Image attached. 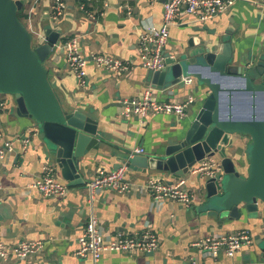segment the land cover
I'll return each mask as SVG.
<instances>
[{"label": "crops", "instance_id": "crops-1", "mask_svg": "<svg viewBox=\"0 0 264 264\" xmlns=\"http://www.w3.org/2000/svg\"><path fill=\"white\" fill-rule=\"evenodd\" d=\"M164 1L65 0L63 13L54 19L53 0H24L22 15L33 38L43 35L45 26L59 32V39L45 60L49 79L64 106L80 109L97 121L99 142L79 158L82 181L70 186L43 149L36 124L16 115L8 97L9 107L0 111V123L3 140L12 141L13 148L0 164V239L10 244L21 239H39L44 248L24 259L0 260V264H94L89 255L81 257L75 253L77 238L91 215L106 238L117 232L140 233L150 229L159 239L153 252L106 251L98 264H246L252 258L264 220L253 216L217 221L197 207L201 193L189 175L184 176L194 199L188 207L168 200L156 202L150 194L138 190L119 193L103 189L89 199L86 182L98 168L115 169L128 161L131 150L137 147L145 150L138 156L161 153L167 141L194 119L208 92L204 84L191 76L190 84L179 81L168 87H154L150 82L153 70L145 68L139 59V38L148 25H161ZM74 38L87 57L84 85L66 59L64 45ZM206 38L228 39L235 63L248 62L252 67L264 68V5L256 0H234L226 12L204 22L182 10L169 28L164 53L174 56ZM97 54L120 58L130 66L117 74L98 65L93 59ZM227 80L230 81L221 78L224 87L233 85L231 78ZM147 87L154 88L155 96L161 100H181L189 94L195 99L182 118L165 113L145 119L121 116L120 99L140 96ZM236 108L243 111L237 104L234 111ZM26 138L28 143L24 144ZM248 142L245 138L240 153H246ZM48 165L55 169L54 179L68 185L65 196L47 197L30 186ZM127 175L138 184L149 176L174 178L169 173L135 165L129 166ZM241 229L250 231L253 244L242 247L232 257L222 252L214 256L194 244L210 233Z\"/></svg>", "mask_w": 264, "mask_h": 264}, {"label": "water", "instance_id": "water-1", "mask_svg": "<svg viewBox=\"0 0 264 264\" xmlns=\"http://www.w3.org/2000/svg\"><path fill=\"white\" fill-rule=\"evenodd\" d=\"M23 5L24 0H0V94L12 97L16 115L33 120L38 139L62 178L70 186L78 185L82 181L78 160L99 142L97 121L62 104L45 65L59 32L45 26L43 39L33 38L18 16ZM232 53L226 38L200 40L174 56L164 53V66L151 72L154 87H168L179 83L181 76H191L208 92L194 119L167 141L161 153L134 155L128 164L174 178L189 175L201 193L197 207L217 221L253 216L264 220V68L235 63ZM224 77L233 85L224 87ZM235 104L243 111L235 112ZM245 138L249 142L242 154ZM209 157L219 161L220 170L212 176L190 174L193 166ZM261 234L246 264H264V229Z\"/></svg>", "mask_w": 264, "mask_h": 264}, {"label": "built area", "instance_id": "built-area-1", "mask_svg": "<svg viewBox=\"0 0 264 264\" xmlns=\"http://www.w3.org/2000/svg\"><path fill=\"white\" fill-rule=\"evenodd\" d=\"M153 1V0H150ZM264 5V0H256ZM234 0H165L161 25L156 27L148 25L140 35L139 59L142 65L150 70H160L164 66V50L169 43V28L176 22L178 14L183 10L187 14L194 15L199 21L204 22L219 14L226 12ZM65 9V0H53L51 15L58 18ZM66 59L69 67L75 73L81 85L86 83V59L79 40L76 38L67 41L64 45ZM93 59L98 65L119 74L126 71L130 64L120 58L111 55L97 54ZM179 81L190 84V76H181ZM155 89L147 87L140 96L126 97L119 101V114L123 117L137 115L143 119L159 113L174 114L180 118L184 117L189 106L194 102L193 94L187 95L181 100H161L155 96ZM8 97L0 94V111L9 107ZM35 134V133H34ZM24 144L28 139H24ZM13 144L10 140H3V129L0 123V164L5 161L7 154L12 150ZM142 147L131 150L129 156L144 154ZM220 163L214 158H204L190 170V174L212 176L220 170ZM54 168L46 166L40 175L33 178L30 186L37 188L44 196L63 197L66 195L68 185L54 179ZM128 161L120 164L115 169L100 167L94 175L86 182V190L89 199L103 189L113 190L119 193L143 191L151 195L156 202L164 200L178 202L186 207L191 205L194 193L186 185L187 178L183 175L171 180H163L149 176L141 184L128 179ZM78 248L76 255L81 257L89 255L98 264L103 252L106 251H143L153 252L159 246V239L150 229L140 233L117 232L112 237L106 238L102 233L95 216L91 215L85 223L82 232L77 238ZM202 250L214 256L219 252L232 257L242 247L251 246L253 238L249 230L241 229L230 233H210L194 243ZM44 248L42 240L21 239L15 243H6L0 239V260L6 261L11 258L24 259L31 254H38Z\"/></svg>", "mask_w": 264, "mask_h": 264}, {"label": "rangeland", "instance_id": "rangeland-1", "mask_svg": "<svg viewBox=\"0 0 264 264\" xmlns=\"http://www.w3.org/2000/svg\"><path fill=\"white\" fill-rule=\"evenodd\" d=\"M21 20L25 23V18L23 16H21ZM25 25H26V23H25ZM223 80H225V82H229L230 81V80H227L226 77H224ZM225 106H226V102H225V99H224V101H223V107H222V112L223 113L226 112ZM255 106H256V111L258 112V110L260 108V102H259V99L258 98L255 99ZM237 111H238V109L236 108L235 109V112H237Z\"/></svg>", "mask_w": 264, "mask_h": 264}, {"label": "trees", "instance_id": "trees-1", "mask_svg": "<svg viewBox=\"0 0 264 264\" xmlns=\"http://www.w3.org/2000/svg\"><path fill=\"white\" fill-rule=\"evenodd\" d=\"M18 16H19V18L21 19V16H23V15H22V10H20V11L18 12Z\"/></svg>", "mask_w": 264, "mask_h": 264}]
</instances>
